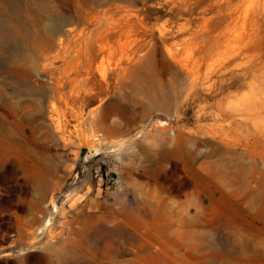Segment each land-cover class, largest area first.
<instances>
[{
  "label": "rangeland",
  "instance_id": "1",
  "mask_svg": "<svg viewBox=\"0 0 264 264\" xmlns=\"http://www.w3.org/2000/svg\"><path fill=\"white\" fill-rule=\"evenodd\" d=\"M0 264H264V0H0Z\"/></svg>",
  "mask_w": 264,
  "mask_h": 264
},
{
  "label": "bare ground",
  "instance_id": "2",
  "mask_svg": "<svg viewBox=\"0 0 264 264\" xmlns=\"http://www.w3.org/2000/svg\"><path fill=\"white\" fill-rule=\"evenodd\" d=\"M58 80H59V79H58ZM59 81H60V80H59ZM61 81H62V80H61ZM61 83H62V82H58L57 85H56V88H55V89H56V90H55V93H57V94L59 95V97L62 95V94H61V87H60V86L62 85ZM61 97H62V96H61ZM48 111H50V110H48ZM48 111H47V112H48ZM51 112H52V111H51ZM51 117H52V116H51ZM52 120H53V118H52ZM55 121H56V120H55ZM42 224H44V223H41V225H42ZM43 228H44V227H43Z\"/></svg>",
  "mask_w": 264,
  "mask_h": 264
}]
</instances>
